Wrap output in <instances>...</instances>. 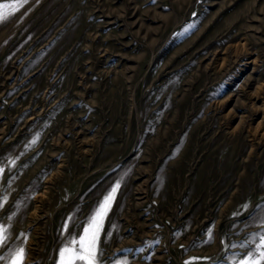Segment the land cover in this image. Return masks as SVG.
I'll return each instance as SVG.
<instances>
[{
	"label": "rangeland",
	"instance_id": "obj_1",
	"mask_svg": "<svg viewBox=\"0 0 264 264\" xmlns=\"http://www.w3.org/2000/svg\"><path fill=\"white\" fill-rule=\"evenodd\" d=\"M0 3V264H58L117 185L99 264L246 260L264 236V0Z\"/></svg>",
	"mask_w": 264,
	"mask_h": 264
},
{
	"label": "snow or ice",
	"instance_id": "obj_2",
	"mask_svg": "<svg viewBox=\"0 0 264 264\" xmlns=\"http://www.w3.org/2000/svg\"><path fill=\"white\" fill-rule=\"evenodd\" d=\"M26 2L27 0H14V3ZM6 7H12V5L6 6L5 4L0 3V22L5 21L9 15L5 11ZM13 11H15L14 8ZM2 172L3 169L0 168V173ZM118 187L119 185L114 187L86 218L84 221L86 226L83 227V234L79 237V239L68 241V244L71 246L62 247L60 249L58 264H99V250L97 243L103 227L104 219L111 208V202L114 199V195ZM2 199L3 198H0V207L3 206ZM4 232V228L0 226V245L6 242ZM25 256L26 251L24 248L16 249L12 264H23ZM3 259L4 257L0 256V260ZM241 264H264V236L261 237V241L256 246V249L253 252H250L248 254V258L242 261Z\"/></svg>",
	"mask_w": 264,
	"mask_h": 264
}]
</instances>
